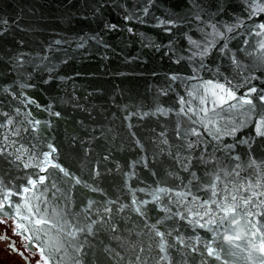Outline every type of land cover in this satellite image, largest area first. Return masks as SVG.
Returning <instances> with one entry per match:
<instances>
[{
  "label": "water",
  "instance_id": "95a60500",
  "mask_svg": "<svg viewBox=\"0 0 264 264\" xmlns=\"http://www.w3.org/2000/svg\"><path fill=\"white\" fill-rule=\"evenodd\" d=\"M258 6L0 0V215L16 218L48 264H256ZM245 96L252 105H239ZM231 195L237 223L218 207Z\"/></svg>",
  "mask_w": 264,
  "mask_h": 264
},
{
  "label": "snow or ice",
  "instance_id": "6c2138e0",
  "mask_svg": "<svg viewBox=\"0 0 264 264\" xmlns=\"http://www.w3.org/2000/svg\"><path fill=\"white\" fill-rule=\"evenodd\" d=\"M255 10H257V9H254V11ZM258 10L259 11H264V7H259L258 6ZM111 27L114 28L115 25H112ZM261 28H264V25H261ZM261 47L264 48V44H262ZM205 52H206V50H205ZM216 87L220 88V90L222 92H226V95H227L229 100L237 99L236 96L231 91L225 90L223 85H217ZM255 91H256L255 88L251 89V92H255ZM251 92L248 94V96H250ZM213 95H215V93H213ZM248 96L240 98L239 105H241V106L242 105H252L253 101H252V99L248 98ZM219 99H220V105L221 106L224 103L228 102L227 100H224L223 97H220ZM260 99H261L262 102H264V95H262L260 97ZM230 107L236 108L237 105L233 104V105H230ZM253 107H255V106H253ZM57 115H59V113H57ZM256 127H257V134L258 135H264V130H262V129H264V117H262L261 120L257 122V126ZM233 131H235V129H233ZM189 147H191V145H189ZM53 151H55V149H53ZM17 159H19V157H17ZM25 166L27 167V165H25ZM60 171L63 172L64 169L61 168ZM65 175H68V173L65 172ZM77 182H79V181H77ZM36 183H37L36 181L29 180V184L32 185L33 188L36 186ZM39 183L43 184L44 183V178H40ZM251 187H252V185H249L248 188H244V186H241V188H243L244 191H247ZM29 190L30 189L26 187L24 189V192H28ZM237 191L239 192L240 189H238ZM213 195H216V193L214 192ZM259 195L264 196V192H260ZM3 199L6 202L8 197L5 196ZM237 199H238L237 195H231V200L233 201L232 204L227 205V206L226 205H218V207H220L221 210L224 213V216H223L224 220H227V219H229L231 217L232 220H233V223H237L235 217L237 215L238 209L241 207L240 204L235 203L237 201ZM239 200L242 201V205L245 206V207L253 203L252 197H248V196H239ZM214 203H215V201H214ZM0 206H2V205H0ZM35 211L37 213H39L40 210L36 209ZM247 214L248 215H252V213H250V212L247 213ZM35 222L37 224H46V223H48V221L46 219H43V218H40V219L36 220ZM212 223H214L213 220H208V221L205 222V224H202L201 227H205L206 225H210ZM253 227L255 228L257 226L253 225ZM259 232L264 233V224H261L259 226ZM70 235L74 236V233H70ZM157 235H161V233L158 232ZM252 235H253V237H256L258 235V233L257 232H253ZM225 239L228 240L229 242H231L233 239H239V237L238 236L237 237L227 236V237H225ZM259 241H260L259 245H257L256 243H253L252 249H251V251L249 253V258L250 259H254L256 264H264V235H260L259 236ZM161 251H163V246L161 247ZM208 253H209L210 256L214 255V252H213V250L211 248L208 249ZM252 253H258V255L253 257ZM217 258H219V257H217ZM44 264H48V261L45 260Z\"/></svg>",
  "mask_w": 264,
  "mask_h": 264
},
{
  "label": "flooded vegetation",
  "instance_id": "af4514ba",
  "mask_svg": "<svg viewBox=\"0 0 264 264\" xmlns=\"http://www.w3.org/2000/svg\"><path fill=\"white\" fill-rule=\"evenodd\" d=\"M27 233L15 217L0 215V264H44L46 257Z\"/></svg>",
  "mask_w": 264,
  "mask_h": 264
}]
</instances>
